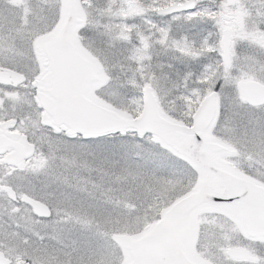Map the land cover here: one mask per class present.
Returning a JSON list of instances; mask_svg holds the SVG:
<instances>
[{"label":"snow or ice","instance_id":"obj_1","mask_svg":"<svg viewBox=\"0 0 264 264\" xmlns=\"http://www.w3.org/2000/svg\"><path fill=\"white\" fill-rule=\"evenodd\" d=\"M0 264H264V0H0Z\"/></svg>","mask_w":264,"mask_h":264}]
</instances>
